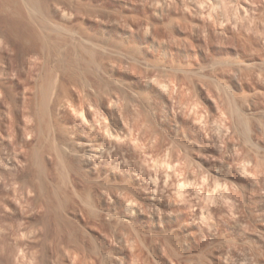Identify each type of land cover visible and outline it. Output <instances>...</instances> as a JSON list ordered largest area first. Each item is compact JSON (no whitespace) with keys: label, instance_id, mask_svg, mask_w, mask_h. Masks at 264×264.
Masks as SVG:
<instances>
[{"label":"rangeland","instance_id":"obj_1","mask_svg":"<svg viewBox=\"0 0 264 264\" xmlns=\"http://www.w3.org/2000/svg\"><path fill=\"white\" fill-rule=\"evenodd\" d=\"M34 3L59 36L0 46V264H264V0Z\"/></svg>","mask_w":264,"mask_h":264},{"label":"bare ground","instance_id":"obj_2","mask_svg":"<svg viewBox=\"0 0 264 264\" xmlns=\"http://www.w3.org/2000/svg\"><path fill=\"white\" fill-rule=\"evenodd\" d=\"M34 1L0 0V46L7 44L10 52L19 54L20 57L31 62L39 59L49 62L52 57L51 50L59 34L55 29L46 24L45 19H41L40 17L38 19L34 15L33 11L36 9ZM53 11L54 15H57L59 19H69L67 16L69 13L66 14L63 10L61 11L56 4L53 5ZM68 34L66 35L67 39H64V41L76 48L79 43L78 39L74 33L69 32ZM119 53L126 59L137 62L139 60L142 61L144 56L143 49L140 46H135L134 49H131L127 42L120 45ZM51 72L47 71L45 78L42 79V84L37 89L40 98V102L38 103L40 109H44L47 101L51 102L54 98L57 100L61 92V84H58L57 80L53 79V76L50 75ZM82 74L81 70H77V73L74 75L80 84V79L83 78ZM29 90H32V88H29ZM53 105V109L56 112L63 108V105L57 102H53ZM38 120L34 129L40 133L41 127ZM74 135V131L65 130L63 138L66 142H71ZM128 210L130 208L127 206L126 213H128Z\"/></svg>","mask_w":264,"mask_h":264}]
</instances>
